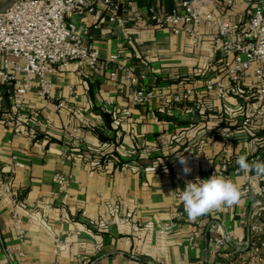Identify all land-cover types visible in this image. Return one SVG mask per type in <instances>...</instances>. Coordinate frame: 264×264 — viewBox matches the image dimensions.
<instances>
[{"label": "crops", "instance_id": "crops-1", "mask_svg": "<svg viewBox=\"0 0 264 264\" xmlns=\"http://www.w3.org/2000/svg\"><path fill=\"white\" fill-rule=\"evenodd\" d=\"M180 1L119 0L114 22L99 7L68 12L65 19L86 31L97 50L98 69L84 61L56 65L52 100L40 98L33 82L21 109L14 88L4 87L0 264H264L262 235L247 241L249 226L264 223V177L245 175L236 164L239 155L264 162V118L247 127L246 140L234 138L241 117L258 105L250 81L225 79V99L204 89L202 55L212 54L206 35L214 30L208 22L198 26L197 47L184 33L141 26L143 16L165 13ZM208 13L242 23L248 7L244 0L230 6L208 0L202 14ZM216 59L210 76L219 72ZM126 71L141 77L140 86L159 88L158 95L133 103ZM185 88L196 92L173 102L171 94ZM180 156L192 169L188 175ZM13 157L22 166L13 165ZM56 173L66 176L64 189ZM214 173L239 183L242 201L190 220L180 191L187 181ZM223 231L230 239L215 247Z\"/></svg>", "mask_w": 264, "mask_h": 264}, {"label": "built area", "instance_id": "built-area-1", "mask_svg": "<svg viewBox=\"0 0 264 264\" xmlns=\"http://www.w3.org/2000/svg\"><path fill=\"white\" fill-rule=\"evenodd\" d=\"M208 0H181L177 7L162 14L152 12L141 19L142 27L156 26L168 29L173 34L184 33L193 47L201 40L198 26L206 21L214 29L206 35L211 43L212 54L202 55L207 63L204 71V89L225 99L228 96L227 83L238 85L244 79L250 81L253 97L258 105L250 114L240 119V129L234 134L238 140L248 138L247 127L257 118H264V0H244L248 7V17L244 22L214 17L211 13L202 14V8ZM225 6L233 4V0H218ZM96 7L108 13V20L114 22L118 18L119 0H10L0 11V102L4 87L12 86L16 91L17 109L22 108L21 98L27 89L36 83V94L46 100H52V73L56 65H65L70 61H84L92 71L98 69V53L86 39V31L77 28L65 19L68 12L94 10ZM219 57L218 73L210 76L209 68ZM111 55L110 59H115ZM114 78V73H110ZM132 90V102L144 104L158 95L159 88L142 87L141 77L132 76L126 71ZM193 88H185L171 94L173 102L185 101ZM70 94L76 97L75 89ZM60 104V103H59ZM56 104V107H59ZM122 113L128 114L127 109ZM13 132H20L18 117L12 120ZM13 165L22 166L14 159ZM54 180L59 189L66 186V176L56 173ZM264 230V223L249 226L248 243L254 244V236ZM24 230L18 228L19 242ZM228 232L223 231L214 240L215 247L227 243ZM58 247L59 243H55ZM259 245L264 246L261 241ZM14 249L23 256L20 245Z\"/></svg>", "mask_w": 264, "mask_h": 264}, {"label": "clouds", "instance_id": "clouds-1", "mask_svg": "<svg viewBox=\"0 0 264 264\" xmlns=\"http://www.w3.org/2000/svg\"><path fill=\"white\" fill-rule=\"evenodd\" d=\"M179 162L183 165V173L190 174L192 169L188 166L187 158L180 156ZM236 164L245 175L254 173L257 177H264L262 161L249 162L246 155H239ZM244 195V189L239 183L214 173L207 179L196 177L194 181H187L179 198L188 218L195 221L223 207L239 204Z\"/></svg>", "mask_w": 264, "mask_h": 264}, {"label": "rangeland", "instance_id": "rangeland-1", "mask_svg": "<svg viewBox=\"0 0 264 264\" xmlns=\"http://www.w3.org/2000/svg\"><path fill=\"white\" fill-rule=\"evenodd\" d=\"M8 4H9V0H2V2H0V11L3 10ZM259 235H262V239L264 240V230ZM262 239L260 238V240Z\"/></svg>", "mask_w": 264, "mask_h": 264}]
</instances>
